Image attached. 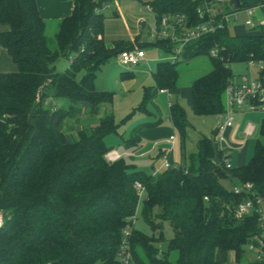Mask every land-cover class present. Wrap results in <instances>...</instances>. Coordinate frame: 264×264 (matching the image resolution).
Returning <instances> with one entry per match:
<instances>
[{
    "label": "trees",
    "instance_id": "1",
    "mask_svg": "<svg viewBox=\"0 0 264 264\" xmlns=\"http://www.w3.org/2000/svg\"><path fill=\"white\" fill-rule=\"evenodd\" d=\"M110 1L118 0H74L68 17L47 22L36 0H0V22L8 26L0 46L15 66L13 73H0V264H124L127 248L134 264H226L230 253L236 264L244 263L243 248L260 235V221L255 213L238 219L234 210L250 196L264 201V119L253 155L241 167L225 168L213 137H201L181 165L157 174L121 159L107 162L104 139L117 126L111 95L94 88L96 71L112 56L141 49L124 40L105 48L103 7ZM133 1L151 10L156 24L180 19L177 38L205 22L197 14L202 0ZM260 11L263 23L255 30L232 36L228 25H218L194 39V57H206L210 67L189 84L195 115L224 114L233 82L229 64L254 63L264 83V7ZM54 23L51 47L46 30ZM151 44L175 50L169 39ZM60 59L68 66L57 71ZM152 76L155 89H145L140 108L157 90L180 87L177 62H158ZM169 117L184 137L183 108L171 103ZM223 181L249 183L251 194H234ZM139 202L153 231L169 223L173 236L165 252L158 249L161 234L132 227Z\"/></svg>",
    "mask_w": 264,
    "mask_h": 264
},
{
    "label": "rangeland",
    "instance_id": "2",
    "mask_svg": "<svg viewBox=\"0 0 264 264\" xmlns=\"http://www.w3.org/2000/svg\"><path fill=\"white\" fill-rule=\"evenodd\" d=\"M225 2L228 4L229 0H225ZM113 12L116 13V16L110 17V14ZM103 13L106 16L103 25V41L105 48H111L114 41L124 40L133 44L137 43L144 51L145 56L140 64L132 67H120L117 63V57L112 56L96 71L94 88L98 92L111 95L114 123L117 126L116 132L108 134L104 139V143L108 151L115 152L126 164L133 165L146 173H152L151 168L154 170L153 174L160 173L165 170L162 166L163 160L160 154L168 150V145L172 138L174 141H177L176 145L178 147L183 143L182 145L185 147L187 155L191 154L195 152L197 142L201 137H213L221 120V116L195 115L192 111L191 94L188 89H184V87L189 85L195 78L208 72L210 67L207 58L202 56L193 57L197 51L196 44L194 43L191 44V50L184 54L185 56H178L177 68L180 76L179 84L183 90L179 95L174 93V95H172L174 97H171L170 101L176 102L175 99H177V103L185 111L187 127L184 137H181L179 133L173 129L172 125L164 124L165 120L169 122L166 99L160 101L151 100L152 102L160 103L158 107L164 109V115H159L149 101L142 107L143 109L140 108L145 89L154 82L152 72L156 64L160 62L158 61L159 58L166 59V55L168 57L172 54H177V52H172V54L164 52L159 53L158 49L151 44L155 41V29L157 26L155 14L143 4L133 0L110 1L104 5ZM246 19L247 16L243 11L236 14V20L231 18L227 27L230 35H240L242 34L240 30H244L245 32L255 30L263 23V15L257 8L253 10V15L250 17L253 27L244 26V21ZM7 31L8 26L0 22V34ZM193 31L194 29H190L187 31V34ZM46 34L49 45L54 47L56 34L55 23L48 25ZM180 40L181 39H178L177 42ZM190 40L193 41L194 39L190 38ZM2 57L4 59L0 60V67L3 69L10 68L9 71L4 73L15 72V66L7 53L4 52ZM67 66V61L65 59H60L56 64V70L62 71L66 69ZM229 68L233 75V82L235 81L236 85L242 83L241 78L243 76H246L248 83L255 80L254 77L258 70L257 65L254 63L249 67L248 63L234 62L229 64ZM82 74L83 71H80L76 75L77 80L81 79ZM149 114L153 117L149 116ZM231 116L234 121V130L235 128H240L242 125L244 127L247 125L254 126V132L251 136H242L240 138L234 136V138L229 139L230 141L228 140L230 145H242L241 149H234L232 151V156L230 158L232 166L237 167V161H235L237 158L247 159V161H249L253 155L254 144L258 139V128L260 122L264 119V111L260 108L248 110L245 108L239 109L237 107L234 109ZM157 123L162 127H166L167 125L166 128L171 131V136L159 138L149 137L148 140L144 139L142 141L141 134L149 130L151 128L150 125ZM131 137L141 140V145H143L139 153L141 155L137 156L135 148L128 146ZM180 163L183 162H181V160L177 162V164ZM222 184L228 190L232 188V185L227 181H223ZM260 208L264 212V201L260 203ZM253 211L252 209L250 210L251 213ZM132 227L136 231L149 236L154 235L157 237L161 234L162 241L158 244V249L161 252L166 251L167 241L173 236L168 222H162L160 228L155 231L149 227L141 214L140 202L137 205L133 217ZM261 238L264 240V233H262ZM137 248L139 247L136 246L135 249ZM243 249L246 254L244 256V263L242 264H253L251 262L254 256L252 253L264 254L263 247L259 248L256 246L250 250L249 245H247ZM138 255L144 260L142 252L138 251ZM93 264H100V262H94ZM128 264L134 263L130 261ZM226 264H236L232 254L228 255Z\"/></svg>",
    "mask_w": 264,
    "mask_h": 264
},
{
    "label": "built area",
    "instance_id": "3",
    "mask_svg": "<svg viewBox=\"0 0 264 264\" xmlns=\"http://www.w3.org/2000/svg\"><path fill=\"white\" fill-rule=\"evenodd\" d=\"M226 5L228 6L225 0H202V5L198 7L197 14L198 18L200 20H205V22H203L200 26H197L194 31L190 34L181 32L180 38L182 39V41L186 42L190 38L196 40L200 37V35L212 32L218 25H228L229 20L231 18H234V20H236V14L242 11L247 16V19L244 21V26L253 27V23L250 20V17L253 15V10L255 8L261 10L264 7V0H260V2L252 8L231 12L226 9ZM178 29H180V19L169 20L167 18H162L156 26L154 40L172 39L176 36V30ZM216 55L217 51L215 49L209 51L210 57H215ZM144 57V51L141 49L124 51L117 56V63L119 66L122 67L137 66L138 64H140V62L144 60ZM176 57L177 56L173 55L171 57V62H176ZM248 65L249 67H251L253 63L249 62ZM241 81L242 83L240 85H235L234 82H232L226 88L225 112L223 115H221V120L216 128V133L213 137L214 142L217 144V148L220 151L224 152L223 162L226 169H229L231 167L228 159L231 147L228 143L226 132L229 131L233 125V118L231 114L234 112V109L238 107L239 109L245 108L248 110H256L260 108L264 110V83L258 81L257 79L248 83L246 77H242ZM253 129L254 126L247 125L244 129L245 137L251 136L253 134ZM173 142L174 140L172 138V140L169 142L171 146L173 145ZM104 158L107 162L110 163L120 159L119 156L112 151L107 153ZM162 160V166L164 169H168L171 167L168 161V154L162 155ZM135 186L140 189V191H142L139 184H136ZM231 190L234 194H240L242 192H245L246 194H251V184L245 183L240 185H234L232 186ZM261 202L262 200L260 198L250 196L247 197V199H245L243 202L239 203L234 210V216L238 219H241L244 216L252 213L258 214L259 216V227L261 229V233L259 236L255 237L254 243L249 245L250 250H252L253 247L256 246L259 248H264V240L261 238L262 233H264V212L260 208ZM251 209L254 210L252 213L250 212ZM2 226L3 214L0 211V229L2 228ZM127 233H125V235H127ZM128 249L129 248H127L124 253V264H127L128 260L130 259ZM252 254L254 255V263L263 262L264 264V254Z\"/></svg>",
    "mask_w": 264,
    "mask_h": 264
},
{
    "label": "crops",
    "instance_id": "4",
    "mask_svg": "<svg viewBox=\"0 0 264 264\" xmlns=\"http://www.w3.org/2000/svg\"><path fill=\"white\" fill-rule=\"evenodd\" d=\"M36 5H37V9H38L39 15H40V17L43 20H45L47 22H57V21H59V20H61L63 18L68 17L72 13V10H73V7H74V0H36ZM240 31L242 33L245 32L244 30H240ZM176 37H178V36L176 35L174 38L169 39V41L171 42L170 46H173L174 49H175L173 51V53L174 52H177V54H172L171 53L172 55L177 56L176 57V62H177L178 61V56H185L184 54H186L187 52H189L191 50V48H192L191 47L192 46L191 44L192 43L196 44V41L195 40L191 41L189 39L188 41L183 42L180 37L179 38H176ZM178 39H181V40L177 42ZM157 49H158L159 53L160 52L161 53L164 52V51L160 50L159 48H157ZM4 52H5V50L0 46V60L1 59H4L2 57ZM172 55L171 56H168V57L166 55V59L159 58L158 61H160V62L161 61H164V62L165 61H171L170 58L172 57ZM120 67H122V66H120ZM9 70H10V68L9 69L8 68L7 69H3V68L0 67V73L1 72L4 73V72L9 71ZM257 72H258V70L256 71V74H255V77H254L255 79L257 78ZM243 77H246V76H243ZM234 83H235V81H234ZM235 85H236V83H235ZM148 88H150L151 90H154L155 89L154 88V82L152 84H150L148 86ZM181 88L182 87L180 86L179 88L175 89L174 91H166V90H159L158 91L157 90L156 94L152 98L153 100H158V101L166 99L167 109H168L167 115H168V118H169V122H167V120H165V123L164 124H167V125L170 124V125H172L171 120H170V117H169V107H170L171 103H173V102L170 101V99H171V97H174V96H172V95H174V93H176L178 95L181 94L182 93V90H183ZM184 89H188L189 92H190L189 85H186V87H184ZM151 100H149V103L157 111V113H159V115H164V113H165L164 112V109H162V107H158V105L160 103L159 102H154V101L152 102ZM175 100H176V103H177L178 102L177 99H175ZM149 116L153 117L151 114H149ZM167 125H166V127H167ZM150 127L151 128L149 130H147L145 133H142L141 134V140L142 141L144 139H147L148 140L149 137L159 138V137L171 136V131L168 130V128H166V127L160 126L158 123L157 124H154V125H150ZM173 129H174V127H173ZM244 129H245V127L242 125L240 128H235V130H234V125H232L231 129L226 132L227 140H229L231 138H234V136H237L238 138H240L242 136L245 137V135H244ZM173 132H174V130H173ZM253 132H254V129H253ZM213 137H214V135H213ZM135 139H137V138H135ZM135 139L133 137H131V140H129L130 143H128V146L134 147L135 150H136L137 156H138V155H141L139 153L142 150V146L143 145H141V140H139V139H137L136 144H134V140ZM176 144H177V141H174L172 146L169 143L168 150L160 154L161 157L164 154H168V161H169V163H170L171 166H179V165H181L182 163L177 164V162L180 161V160H181V162H183L186 156H189V155L194 154L196 152V150H195V152L187 155L186 152H185V147L182 145L183 143H181V145H179V147ZM230 147L231 148H230L229 156L231 158L232 151L234 149H238V150L241 149L242 148V145L241 144H239V145H230ZM109 152H111V151H108L107 150V153H109ZM230 158H229V163H230ZM235 161H237L236 162L237 163L236 164L237 167H241V166H243L247 162V159L244 160L242 158H237ZM230 165L232 166L231 163H230ZM139 170H141V169H139ZM151 171H152V173L154 172L153 168H151ZM231 254L232 253H230L229 255H231ZM253 260H254V256H253ZM253 260L251 261L252 263L254 262Z\"/></svg>",
    "mask_w": 264,
    "mask_h": 264
},
{
    "label": "water",
    "instance_id": "5",
    "mask_svg": "<svg viewBox=\"0 0 264 264\" xmlns=\"http://www.w3.org/2000/svg\"><path fill=\"white\" fill-rule=\"evenodd\" d=\"M260 0H229L228 5L232 11L248 9L256 6Z\"/></svg>",
    "mask_w": 264,
    "mask_h": 264
}]
</instances>
